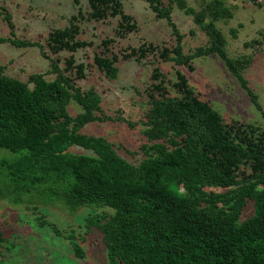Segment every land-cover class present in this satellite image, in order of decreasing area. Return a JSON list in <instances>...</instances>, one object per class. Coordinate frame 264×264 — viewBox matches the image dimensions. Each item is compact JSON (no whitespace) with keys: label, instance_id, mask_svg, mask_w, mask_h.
<instances>
[{"label":"trees","instance_id":"16d2710c","mask_svg":"<svg viewBox=\"0 0 264 264\" xmlns=\"http://www.w3.org/2000/svg\"><path fill=\"white\" fill-rule=\"evenodd\" d=\"M147 1L157 17L172 27L174 46L145 42L121 56L100 52L93 65L75 57L80 49L93 45L79 37L80 21L120 16L119 35L124 37L138 24L125 12L122 0H89L90 12L80 9L70 26L50 32L47 44L52 55L40 42L17 38L13 16L2 8L0 16L13 38L0 36V42L40 47L56 76L32 73L24 81L8 75L6 66L0 65V152L11 153L0 156V200L34 211L56 202L73 213L83 207L102 209L85 220L89 229L103 234L111 264H264L263 126L239 120L227 123L186 74L177 71V81L172 82L155 66L144 122L149 142L141 147L144 157L139 162L124 157L105 136L82 132L94 121L125 120L106 114L103 97L94 87L79 85L88 68L96 65L106 78L115 80L121 58L141 61L150 54L190 70L195 69L196 58L218 54L264 114L258 94L243 75L252 58L230 56L225 34L217 26L218 20L234 16L224 1L202 0L200 9L187 0ZM175 4L194 17L208 35V45L185 53V34L172 15ZM231 33L238 36L236 28ZM114 42L107 38L102 44L109 49ZM261 44L254 39L244 46ZM63 51L70 52L64 67L59 56ZM167 82L178 95L171 94ZM72 101L82 108L77 115L69 110ZM73 146L90 153H75ZM127 151L133 156L140 153ZM218 187L225 191L207 189ZM251 203L254 214L245 218ZM40 213L41 224L50 225L47 215ZM7 241L0 226V264L9 249ZM73 244L77 257L83 258L84 248Z\"/></svg>","mask_w":264,"mask_h":264},{"label":"rangeland","instance_id":"374dc122","mask_svg":"<svg viewBox=\"0 0 264 264\" xmlns=\"http://www.w3.org/2000/svg\"><path fill=\"white\" fill-rule=\"evenodd\" d=\"M169 4L170 0H163ZM190 6L200 9L202 0H187ZM230 7L234 16L217 21V26L227 39V51L232 57L248 55L252 64L243 70V75L249 86L259 96L264 108V0H222ZM126 13L132 15L138 24V29L126 36L119 35L120 16L104 20L81 19V34L79 37L92 41L93 45L80 49L75 53L79 62L94 64L96 53H113L122 55L131 47H139L145 42L157 45L174 46L176 38L172 27L166 19L158 18L147 0H122ZM7 9L13 16L16 25V37L21 40H31L44 45L48 54L51 51L47 41L54 28L70 26L73 15L79 10L88 13L91 10L89 0H0V11ZM173 19L179 29L185 34L184 51L191 53L199 46L209 44V37L195 22L194 17L187 14L177 4L174 5ZM238 30L234 37L231 29ZM0 36L12 37L11 28L4 17L0 16ZM113 38L115 42L109 49L102 44L104 39ZM254 39L262 41L259 46H244ZM70 52L63 51L61 65ZM57 57V55H53ZM0 65L6 66L10 76L27 81L32 73H44L53 79L56 74L51 72V63L40 47H17L10 42H0ZM120 71L115 80H109L96 65L89 67L87 77L79 80L84 89L94 87L103 97L102 107L107 115L122 116L125 120L94 121L87 124L82 132L89 135L105 136L116 144L119 152L133 162H139L144 153L141 147L149 140L145 134V121L149 111L147 88L153 83L152 72L159 66L166 78L177 81V71L189 78L193 88L202 98L211 102L224 117L227 123L239 120L244 123H256L264 127V114L253 102L247 89L230 71L226 62L213 54L196 58L193 61L194 70L186 65H177L172 61H163L158 55L150 54L147 58L123 59L117 63ZM172 95L178 92L167 82ZM72 115H77L82 108L72 101L69 106ZM133 122L135 125H130ZM127 150L140 152L136 156ZM75 153H90V151L73 146ZM11 156L7 150H2L0 156ZM208 190L225 191V188H207ZM102 209L91 207L80 208L76 212L69 211L59 202L41 205L39 211H34L26 205L16 206L0 200V226L3 228L5 243L9 249L2 254L4 264H111L103 234L97 229H89L85 220L89 214L101 212ZM43 212L53 225H44L37 219ZM254 214L251 203L244 215L245 218ZM73 242H78L85 250L83 258L77 257Z\"/></svg>","mask_w":264,"mask_h":264}]
</instances>
